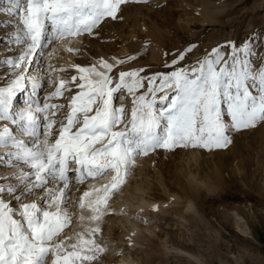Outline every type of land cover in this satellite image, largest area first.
<instances>
[{
	"label": "snow or ice",
	"instance_id": "6c2138e0",
	"mask_svg": "<svg viewBox=\"0 0 264 264\" xmlns=\"http://www.w3.org/2000/svg\"><path fill=\"white\" fill-rule=\"evenodd\" d=\"M140 2L8 0L20 47L0 81V264H100L109 251L102 219L137 156L224 150L264 124V55L248 40L198 56L189 42L159 69L133 67L135 54L77 63L69 80L38 96L41 77L31 69L47 44L101 40L124 21L125 6ZM68 51L83 55L72 44ZM29 85L26 106L14 108ZM60 98L67 103L52 102ZM77 206L82 226L70 234Z\"/></svg>",
	"mask_w": 264,
	"mask_h": 264
},
{
	"label": "rangeland",
	"instance_id": "374dc122",
	"mask_svg": "<svg viewBox=\"0 0 264 264\" xmlns=\"http://www.w3.org/2000/svg\"><path fill=\"white\" fill-rule=\"evenodd\" d=\"M141 2L151 7L152 11L158 7H171V12L168 15L169 19L162 17L164 13L161 12L158 14V17H162L159 18L161 20L157 19L154 21L155 23H149L143 17L134 16L130 10L133 3H129L125 6L124 16L130 11L131 14L128 17H133L136 21L143 19V21H140L139 27L133 25V31L130 32V18H128L127 21L125 20L126 26L122 28L114 26L105 30L101 40L89 39L99 43L95 44V48L90 47L92 43L88 45V42L87 47H82L83 42L78 47H74L75 49H81L83 55L75 52L70 53L73 58L87 56L92 62L91 55L93 53L100 55V52L98 54L96 49L101 48L102 53L114 55L117 58L125 57L126 54H135L137 60L133 67L142 65L145 68L159 69L168 58L167 54L169 52L174 53L176 49L186 48L189 42H194L196 55L198 56L202 50H207L214 46H225L232 42L239 44L245 40L254 44L256 52L264 55V0H141ZM11 7L12 5L8 3V0H0V8L5 9V11L0 12V55L5 58L4 61L3 58H0V81L6 79L11 71L10 69L7 72V67L4 68L5 65L3 66V63L8 58H14L16 50L20 47V45L15 43V38L19 34L16 30L17 23L14 21L16 16L7 11ZM205 9L207 13L210 12L211 19L214 20H206ZM138 28L144 29L141 31L137 30ZM155 28H160L164 33L168 34V38L171 36L170 40L167 38L158 46V49H156L155 43H151L145 35V31H153L156 30ZM121 29L124 30L125 35L115 34ZM129 37L140 41L142 48H130L126 43ZM62 42L55 41L47 44L42 49L44 52L42 63L40 62V57H37L36 63L32 65L33 74L41 77L38 82L41 83L42 87L38 89V96H46L53 92L54 84L51 81L60 80L56 75L59 66L56 65L54 58L60 53L64 54V50L59 49L58 51L55 49ZM122 46H126V50L119 52L118 49ZM66 47L68 49L69 44ZM152 47L156 49L155 53L150 51ZM87 49L89 54L86 52ZM49 53H51V56H49ZM127 63L132 62L126 61ZM49 64L52 65V68L48 67ZM53 69L55 70L53 71ZM63 72V79L65 80H69L73 75L71 67H67ZM28 87L30 88V86ZM26 91L18 92L14 97V108L17 109L16 101L17 103L20 101L23 105L22 107L26 106V97L30 92L27 91L26 93ZM52 102L67 103L64 98L53 100ZM121 102L124 101L122 99L116 101L117 104ZM260 132L264 133V124L248 130L246 139L244 134L235 136L233 144L228 147L233 146L235 148L239 143L251 140L248 146L245 145L242 153H239L241 157H245V160L249 161L248 175L250 178L248 181L241 180L239 175L235 174L234 180H237V183L242 186L241 191L237 190V192H244V188L254 192L257 197L264 194V149H260L261 141L257 139ZM236 138L238 140H235ZM239 139L242 140L240 141ZM189 150L184 149L172 154L166 151L159 154L150 153L147 157L143 155L137 156L135 164L128 171L124 185L129 184L134 179L142 183L151 182L152 191L144 194L145 197H155L158 201L154 202V204L161 200L165 202L171 200L169 196L164 194L163 190L165 189L166 192L170 193V196L181 194L180 186L176 180L180 179L181 182L186 180L188 166L185 163L189 160L186 151ZM4 151L6 150L0 148V152ZM194 151L198 160V163L194 164V166H197L205 158L204 153L208 151H201L199 148ZM209 152L219 154L220 160L226 165L223 170V177L225 179L228 178L229 169L234 167L238 159L231 161L230 153H228L227 158L222 157L226 153V149ZM150 158L153 165L145 162V160ZM239 164L240 162H238ZM183 165H186V171H184ZM194 166H191V168ZM195 173L197 172L195 171ZM109 179L110 176L106 175L102 180L89 181V184L95 183L99 185ZM161 184L164 185V188ZM233 186L234 184L230 183L227 187L225 186L224 190L236 191V187ZM75 191L76 187L73 186L72 192ZM226 194L221 189H216L214 193L207 192L205 197L191 195L198 212L203 214V221L195 220L192 212L185 211L184 203L186 199L184 198L171 200L165 204L163 206L164 212H156L149 216L145 215L144 218L149 219L156 227L153 233L149 232L146 234V238H149V241H147L148 239H143V243L146 241L148 244L150 242V244H143L144 248L138 250L133 249L132 254L140 257L142 264H200L197 259L192 258L187 253L179 254L176 250L168 252L165 248L166 244L188 251L207 264H264V204L258 203L253 208H250L252 205L248 204L250 203L249 201L240 200L242 197L229 198ZM218 195H220V198H218ZM241 195L243 194L241 193ZM72 199L74 200V198ZM112 200L110 205L114 209L116 206L113 205ZM232 208H238V210H233ZM76 209L79 211L78 206L75 209H69L75 213L73 223L70 226V234L79 232L82 226L78 219L79 214H76ZM235 213L241 216L240 220L244 222H240V228L237 227L236 219H238V215L235 217ZM259 213H262V216ZM105 219L106 217L104 216L100 225L101 228ZM197 223L198 225H196ZM102 236L104 244L107 246L103 232ZM113 248L108 246L109 251L105 254V259L100 264H114L112 263L113 257L122 250L119 247ZM114 250L116 253L112 254ZM111 254L113 255L112 259L110 258L112 261H109L108 257Z\"/></svg>",
	"mask_w": 264,
	"mask_h": 264
},
{
	"label": "bare ground",
	"instance_id": "6f19581e",
	"mask_svg": "<svg viewBox=\"0 0 264 264\" xmlns=\"http://www.w3.org/2000/svg\"><path fill=\"white\" fill-rule=\"evenodd\" d=\"M152 5V4H151ZM10 9V8H9ZM215 9V8H214ZM130 10L132 11L134 16L137 17H143V19H145L147 22L149 23H155L154 21H156L159 18H168L169 19V14L171 12V7H158L157 9H154L152 11V8L149 7L148 5L141 3H133L131 4ZM202 11V9H201ZM164 13L162 15V17H158V14L160 13ZM206 12V9L205 11ZM131 14L130 11H128V14L126 16H124V21L119 24L116 25L117 28H122L124 26H126L125 20L127 21L128 18H130L129 21V27L131 28L132 32L133 30V25H137L139 27L140 25V21H143V19H139L138 21H136V19H134L133 17H128V15ZM207 16L206 20L207 21H212L214 19H211V15L210 12L209 13H205ZM146 16V17H145ZM161 20V19H159ZM16 21V20H14ZM171 21V19H170ZM157 27V24H156ZM158 28V27H157ZM153 31H145V35L148 37V40L151 41V43H155V47L156 49H158V46H160L165 40H167L168 38V34L164 33L160 28ZM135 29V28H134ZM144 28H138L137 30H141L143 31ZM169 31V30H168ZM118 33V34H117ZM123 33V34H122ZM169 33V32H168ZM115 34L119 35H125L124 30L121 29L120 31L116 32ZM170 34V33H169ZM170 36V35H169ZM171 37V36H170ZM170 37L168 38L170 40ZM83 42L88 45L92 43V45H90V47L95 48V44H99L95 41H90L89 39L86 41H81V40H77L75 41V43L73 44L71 41L68 42H62L60 43L55 49H57L59 51V49L64 50V54L60 53L57 55L56 58H54V61L56 62V65L59 66V68L57 69L56 75L58 76V78L63 79L64 76V69H67V67H71L74 64H81L82 66H87V64L89 63V59L87 56H83V58H76L74 59L73 56L69 53L68 49H67V45L72 44L73 47H78L80 45V43ZM124 43V41H123ZM126 43L128 44V46L130 48L133 49H141V42L131 39L130 37L127 38ZM83 47V45H82ZM156 49L152 47V49L150 50L151 52H156ZM124 50H126V46H122L121 48L118 49L119 52H123ZM92 51V50H91ZM96 51L100 52V55H96L95 53H93V55H91L93 61L92 63H98V59L100 57H105V58H117V56L114 55H108V54H104L102 53L101 48L96 49ZM87 54L88 53V49H87ZM103 54V55H101ZM7 56V55H6ZM0 58H3L2 55H0ZM5 58H3L4 61ZM1 62V60H0ZM5 65L4 68L7 67V72L10 70L9 65L7 64V59L5 60V62L3 63V66ZM72 68V67H71ZM73 69V68H72ZM76 74L74 72L73 69V75ZM30 86V85H29ZM25 90H27L28 92L30 91V88H26ZM26 91V93H27ZM120 95H123V93H121ZM17 109L21 108L23 105L20 103V101L17 103ZM245 136V139L247 138V131H245L243 133ZM259 139L260 142V149H264V133L260 132L259 133ZM235 140H238L237 138ZM240 140V139H239ZM242 140V139H241ZM240 140V141H241ZM251 143V140H248L245 143H239V145L237 147H233L231 146L230 148L226 149V153H224L222 155V157L227 158L228 157V153L231 154V161L234 159H238V161L234 164V167L230 168L228 171V178H224L223 177V170L225 168L226 165H224L222 163V160H220V156L219 154H215V153H211V152H205L204 154V159L202 162H199V164L197 166H194V164L198 163V160L196 159V152L193 149H190L189 151H186L187 156L189 157V160L186 161L185 164H187L188 166V174L186 175V180L184 182H181V180H176L177 184L180 186V191L181 194H175V195H171L170 193L166 192V190L164 189L163 191L165 192L164 194H166L167 196L170 197L171 200H176L178 198H184L185 203H184V207H185V211L188 212H192L193 214V218L195 220H199V221H203L204 217L203 214L199 213L197 210V207L194 203V201H192V196H200L201 197H205L208 193H214L216 189H221L222 191H224V193H227L226 195L229 198H238V197H242L240 200H245L244 202L249 201L250 203H248L249 205L253 206L255 204H264V194H261L260 197H257L255 195L254 192L250 191V190H244V192H237V190L242 189V186L239 185L237 183V180H234L235 174L239 175V178L241 180H249L250 176L248 175V165H249V161L245 160V157H241V155L239 153H242L243 148L245 147V145H249ZM232 150V152H230ZM209 153V154H208ZM145 162H147L149 165H153L152 164V159L150 158L149 160H145ZM238 162H240V164L238 165ZM184 166V171H186V165ZM191 166H194L191 168ZM192 169V170H191ZM194 170V171H193ZM227 170V169H226ZM195 171L197 173H195ZM234 184L233 187H236V191H231V190H224L225 186L227 187L228 184ZM90 185V184H89ZM164 188V185L161 184ZM78 185H76L75 187L77 188ZM80 187V185H79ZM227 189V188H226ZM197 193V191H199ZM149 191H152V187H151V182H139L136 179H134L133 181L129 182V184L124 185L121 189V191L114 197V199L112 200L113 205H115L116 207H114L112 205V207H114V212L112 214H108L106 215V219L103 222V227H102V232L103 235L107 241V247H114L113 249H116V247L121 248V252L117 253L114 257L112 254H115L116 251L114 250L111 254L110 257H108L109 261H112V257H113V261L112 263L114 264H142L140 257H138L137 255H133L132 250L133 249H141L144 248L143 244H148L146 241L143 243V239L149 241V238H146V234L147 233H153L156 225H153L149 219L144 218L145 215L149 216L151 214H154L156 212H164V205L169 203L171 200H167L166 202L161 200L160 202H157L154 204V202L158 201L155 197H145L144 194L149 193ZM202 191V193H201ZM205 191V192H203ZM226 191V192H225ZM241 191V190H240ZM219 192V191H218ZM72 198H74V200L76 199L75 196V192H72ZM201 193V194H200ZM241 193L243 195H241ZM220 194V193H219ZM222 195V194H221ZM220 198V195H218ZM223 198V197H222ZM224 200V199H222ZM203 201V200H202ZM253 201V203H252ZM252 203V204H251ZM204 206V205H203ZM118 207V208H117ZM121 209V210H120ZM233 210H238V208H232ZM76 214H79V211L76 209ZM260 216H262V213H259ZM132 215V216H130ZM236 215H238L237 213H235V217ZM79 216V215H78ZM134 216V217H133ZM161 216V215H160ZM242 217L238 215V219H236L237 224L239 226ZM240 220V221H238ZM244 223V222H243ZM198 225V223L196 224ZM121 226V227H120ZM243 230V229H242ZM244 231H245V227H244ZM134 234V235H133ZM129 237H131L132 243H129ZM150 244V242H149ZM148 244V245H149ZM151 246V245H150ZM165 248L168 250V252H172L173 250L178 251L179 254H184L187 253L189 254L192 258L194 257L195 259H197L200 264H207L204 261H201L198 257L192 255L190 252L188 251H184L182 249H178L177 247L171 246V245H166L165 244ZM112 249V250H113ZM120 250V249H119ZM136 252V251H135ZM111 258V259H110Z\"/></svg>",
	"mask_w": 264,
	"mask_h": 264
}]
</instances>
